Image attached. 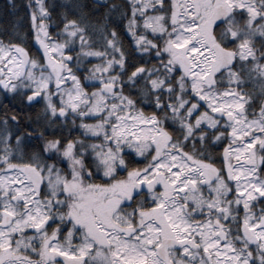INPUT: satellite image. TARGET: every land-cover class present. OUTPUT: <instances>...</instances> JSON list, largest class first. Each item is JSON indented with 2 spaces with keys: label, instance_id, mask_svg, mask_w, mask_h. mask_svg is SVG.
I'll return each mask as SVG.
<instances>
[{
  "label": "snow or ice",
  "instance_id": "6c2138e0",
  "mask_svg": "<svg viewBox=\"0 0 264 264\" xmlns=\"http://www.w3.org/2000/svg\"><path fill=\"white\" fill-rule=\"evenodd\" d=\"M28 7L38 54L0 40V90L79 134L32 128L25 159L0 119V264H264V0H130L135 64Z\"/></svg>",
  "mask_w": 264,
  "mask_h": 264
},
{
  "label": "trees",
  "instance_id": "16d2710c",
  "mask_svg": "<svg viewBox=\"0 0 264 264\" xmlns=\"http://www.w3.org/2000/svg\"><path fill=\"white\" fill-rule=\"evenodd\" d=\"M29 3L30 0H0V40L21 43L30 55H37L38 45L32 39ZM31 3L34 5V0H31ZM44 3L49 9L46 24L50 33H56L60 30L65 18L84 19L87 22V34L92 46L103 51L105 31L110 32L115 29L117 38L122 41L126 62L135 64L144 61L145 57L138 53L132 44V37L126 29L124 12L130 0H44ZM73 61H75V51L73 52ZM97 62L99 61L96 58H85L81 71L77 72L82 82L83 69L87 68L89 64ZM75 70L73 67V71ZM245 87L247 90H252L251 85H245ZM258 90L259 85L257 84L256 90L253 92L257 102L260 100V96L257 95ZM26 94L12 95L0 90V119L6 115L15 114L17 116L18 123L13 124L10 121L9 127L16 134L21 132L26 134L22 143L25 159L31 151L41 147V141L35 138L36 133H31L32 128H36L37 132L45 129L44 135L46 137L76 136L79 134L78 127L71 123V117L65 122L50 120L44 115L42 97L35 98L34 102H29L25 98ZM29 133L33 138H28ZM224 142L227 143V141ZM222 147L223 144L219 146L220 149ZM215 151L217 150L214 149L213 152ZM137 162L143 164V161L138 160Z\"/></svg>",
  "mask_w": 264,
  "mask_h": 264
},
{
  "label": "rangeland",
  "instance_id": "374dc122",
  "mask_svg": "<svg viewBox=\"0 0 264 264\" xmlns=\"http://www.w3.org/2000/svg\"><path fill=\"white\" fill-rule=\"evenodd\" d=\"M98 63V62H97Z\"/></svg>",
  "mask_w": 264,
  "mask_h": 264
}]
</instances>
